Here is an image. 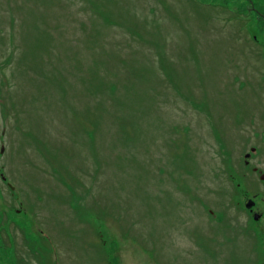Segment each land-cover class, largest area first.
Returning <instances> with one entry per match:
<instances>
[{"label":"rangeland","instance_id":"obj_1","mask_svg":"<svg viewBox=\"0 0 264 264\" xmlns=\"http://www.w3.org/2000/svg\"><path fill=\"white\" fill-rule=\"evenodd\" d=\"M262 13L0 0V264H264Z\"/></svg>","mask_w":264,"mask_h":264},{"label":"flooded vegetation","instance_id":"obj_2","mask_svg":"<svg viewBox=\"0 0 264 264\" xmlns=\"http://www.w3.org/2000/svg\"><path fill=\"white\" fill-rule=\"evenodd\" d=\"M247 156H249V154L247 155ZM3 179L6 181V178L3 176ZM8 185L12 188V189H14L15 187H13L12 186V184L11 183H8ZM251 211H254V209L253 208H251L250 209ZM256 214V213H255ZM257 214H260V213H257ZM262 217H261V214H260V218L259 219H257L258 221H261L262 219H261ZM256 220V219H255ZM3 236H1V234H0V238L1 239H3L2 238ZM19 239H21V237H17V242L15 241V243H17V245H19L20 243L18 242L19 241ZM258 253L260 254V256H261V253L258 251ZM261 260V258L259 257V259H258V261H260Z\"/></svg>","mask_w":264,"mask_h":264},{"label":"water","instance_id":"obj_3","mask_svg":"<svg viewBox=\"0 0 264 264\" xmlns=\"http://www.w3.org/2000/svg\"><path fill=\"white\" fill-rule=\"evenodd\" d=\"M251 204L249 203L248 206H250ZM260 218V214H255V219H259Z\"/></svg>","mask_w":264,"mask_h":264},{"label":"trees","instance_id":"obj_4","mask_svg":"<svg viewBox=\"0 0 264 264\" xmlns=\"http://www.w3.org/2000/svg\"><path fill=\"white\" fill-rule=\"evenodd\" d=\"M260 20L263 18L264 19V14L262 13L261 16L258 17Z\"/></svg>","mask_w":264,"mask_h":264}]
</instances>
